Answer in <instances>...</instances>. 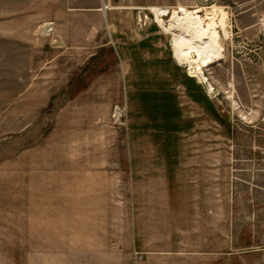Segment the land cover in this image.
<instances>
[{"label": "rangeland", "instance_id": "374dc122", "mask_svg": "<svg viewBox=\"0 0 264 264\" xmlns=\"http://www.w3.org/2000/svg\"><path fill=\"white\" fill-rule=\"evenodd\" d=\"M0 264H264V0H0Z\"/></svg>", "mask_w": 264, "mask_h": 264}, {"label": "bare ground", "instance_id": "6f19581e", "mask_svg": "<svg viewBox=\"0 0 264 264\" xmlns=\"http://www.w3.org/2000/svg\"><path fill=\"white\" fill-rule=\"evenodd\" d=\"M104 8H107L106 3H102L101 9ZM169 14V8L156 7L154 17L159 26L170 34L171 53L174 61L185 64L190 73L189 76L203 83L210 93L212 86L204 76L199 63L207 66L223 58L220 39L222 38L221 34L224 37L228 33L225 28L226 12L221 7L213 5L209 11L200 16L180 17L170 29L166 27L165 20Z\"/></svg>", "mask_w": 264, "mask_h": 264}, {"label": "crops", "instance_id": "0c3cea01", "mask_svg": "<svg viewBox=\"0 0 264 264\" xmlns=\"http://www.w3.org/2000/svg\"><path fill=\"white\" fill-rule=\"evenodd\" d=\"M149 5H150V4L148 3V4H145V5H142L141 7L145 9V8H146L147 6H149ZM119 6H121L122 8H123V7H124V8L126 7L125 5L122 6L121 4L116 5L117 8H121V7H119ZM157 6H158V7H165L164 5H157ZM137 7H139V6H135V5L133 4V5L129 6L128 8L133 9V8H137ZM146 10H147V9H146ZM171 62H172V65H173V66H175V65H176V66H177V65L179 66V64H177L175 61H171Z\"/></svg>", "mask_w": 264, "mask_h": 264}]
</instances>
